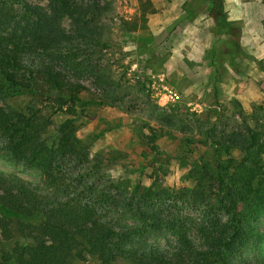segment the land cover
I'll return each instance as SVG.
<instances>
[{
    "label": "rangeland",
    "instance_id": "1",
    "mask_svg": "<svg viewBox=\"0 0 264 264\" xmlns=\"http://www.w3.org/2000/svg\"><path fill=\"white\" fill-rule=\"evenodd\" d=\"M241 1L244 9H264L259 1ZM28 2L48 11L51 1ZM89 2L69 0V5ZM202 2L99 0V9L87 15L88 24L76 23L63 11L56 27L70 39L63 47L72 48L67 71L85 87L81 97L89 101L78 120L83 125L77 135L93 138L92 154L102 152L110 159L105 161L104 186L116 194L115 187H125L123 194H129L140 183L152 198L146 205L165 219L187 218L190 232L195 227L191 221L204 215L227 218L215 203L216 159L247 165L248 151L257 152V144L264 149V46L261 51L249 40L245 45L237 40L244 26V20L235 18L238 14L227 15L237 27L236 37L227 30L214 34L213 12ZM239 4L240 0H230L223 6L237 9ZM255 11L251 16H257ZM81 27H90L98 42L89 40L85 32L79 35ZM41 99L25 94L8 99L7 105L24 111L42 103L50 110ZM101 131L106 132L99 135ZM110 151L120 153L121 159L113 160ZM0 171L37 180L33 171L2 154ZM143 191L131 193L135 203ZM247 211L242 205L241 213ZM253 224L264 233V214ZM169 240L171 236L164 235L162 245ZM244 251V258L258 255L252 246ZM262 257L259 261L264 263Z\"/></svg>",
    "mask_w": 264,
    "mask_h": 264
},
{
    "label": "trees",
    "instance_id": "2",
    "mask_svg": "<svg viewBox=\"0 0 264 264\" xmlns=\"http://www.w3.org/2000/svg\"><path fill=\"white\" fill-rule=\"evenodd\" d=\"M50 1L49 10L41 11L28 0H0V154L37 178L0 171V264H264L259 261L264 233L253 224L264 214L263 144L255 154L246 153L247 165L216 159L215 203L227 218L204 215L191 221V232L187 218L165 219L146 205L152 198L140 183L130 191L144 190L136 203L131 193L123 194L125 187L114 193L102 181L110 159L92 154L93 138L77 135L89 101L81 97L85 87L67 71L72 48L63 47L70 39L56 28L63 11L88 24L99 0L75 7L69 0ZM223 4L202 2L214 13L219 32L231 28ZM84 28L78 34L97 43L90 27ZM25 94L41 97L51 109L42 103L24 111L7 105ZM251 139L257 142L254 134ZM109 153L121 159L120 153ZM198 183L204 192L201 179ZM164 235L171 240L163 246ZM250 246L258 255L244 258Z\"/></svg>",
    "mask_w": 264,
    "mask_h": 264
},
{
    "label": "crops",
    "instance_id": "3",
    "mask_svg": "<svg viewBox=\"0 0 264 264\" xmlns=\"http://www.w3.org/2000/svg\"><path fill=\"white\" fill-rule=\"evenodd\" d=\"M228 1H230V0H223L224 3L228 2ZM255 1L256 2L259 1L258 3L264 8L263 0H255ZM254 10H256L255 11L257 14L256 17L251 16V13ZM221 11L224 13V17H225L226 22L230 23L228 16H227L228 14H229V18H231V16L233 14H235V15L238 14V16L235 18L244 20L243 32H240V36L237 38V40L241 41L242 45L247 44V42L249 40L257 48L259 47V48H261V51H263L264 42H260L259 40L264 39V9H244L243 1L240 0L239 7H237V9H221ZM213 15H214V13H213ZM235 18H233V19H235ZM211 20H212V26H214V24L216 23L215 17L212 16ZM230 27L231 28H229L227 31L231 35L236 37L237 27H234L232 25V23H230ZM215 30H216V24H215V28H214V34L216 33ZM258 31L261 33L258 34ZM224 32H226V30ZM251 33H252V35L250 36L249 34H251ZM234 34H236V35H234ZM254 34H256V36ZM260 34H261V36H260ZM261 55L264 56V53H262Z\"/></svg>",
    "mask_w": 264,
    "mask_h": 264
}]
</instances>
